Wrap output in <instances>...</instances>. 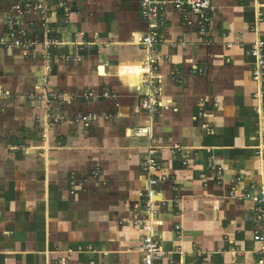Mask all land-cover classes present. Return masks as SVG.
Here are the masks:
<instances>
[{
    "label": "crops",
    "instance_id": "obj_1",
    "mask_svg": "<svg viewBox=\"0 0 264 264\" xmlns=\"http://www.w3.org/2000/svg\"><path fill=\"white\" fill-rule=\"evenodd\" d=\"M16 4L0 0V38ZM255 4L264 17V0H211L207 35L169 7L149 51L139 0H51L50 63L39 13L18 19L36 44L0 47V264H145L149 234L165 253L155 264H264L246 197L264 182ZM150 93L154 115L141 107ZM150 149L156 187L142 168Z\"/></svg>",
    "mask_w": 264,
    "mask_h": 264
},
{
    "label": "built area",
    "instance_id": "obj_2",
    "mask_svg": "<svg viewBox=\"0 0 264 264\" xmlns=\"http://www.w3.org/2000/svg\"><path fill=\"white\" fill-rule=\"evenodd\" d=\"M169 7H173L177 12H179L185 23L189 25H195L198 32L202 35H207L211 29V23L214 18V10L211 5V0H139V8L142 20L147 24L148 33L141 37V45L149 50L158 49L164 43V37L162 36V24L165 18V14ZM255 8V21L251 26V31L256 35V41L253 45L250 55L253 58L252 72L253 78L257 83L259 89L258 99L263 101L264 99V33L261 28L264 17L263 13L259 7V4L254 5ZM15 15H9L7 18L8 22V35L6 37L0 38V47H11L13 49H19L22 52L28 53L31 50V47L36 43L28 38L27 31L23 30L19 25V18L21 19L24 15H27L31 10L37 11L39 13L40 22L45 30L46 43L45 47L48 49L45 51V59L50 63V54L49 50L53 45H56L55 41V29L49 23V15L51 13V0H41L39 3H34L33 0H17V4L14 7ZM194 16L195 21L190 20V17ZM157 76H155L154 81H157ZM155 90L152 92L154 93ZM155 95V93H154ZM151 93L149 96L144 98L141 102V107L143 110H146L150 114L154 115L158 112L161 107V103L158 101L156 96ZM157 95V94H156ZM106 97L109 96L108 93L105 94ZM54 99L61 98V95L55 94L52 96ZM50 100V97H47ZM262 105L258 108V111L261 112ZM264 117V115H263ZM96 119V116H89L83 120L88 123V121H93ZM80 121V118H76V122ZM139 136H145L144 131L141 129L138 130ZM147 136V134H146ZM180 148H176L172 151L174 156L180 155ZM157 151L155 149H150L148 154L142 159V168L145 172L150 175L149 184L151 187H156L159 183V180L155 175L160 171V159L157 156ZM257 156L264 161V143H261L256 151ZM183 164H188V155L184 154L182 156ZM219 178L222 176V169L217 168ZM167 180L166 177L162 178ZM239 181V179H238ZM75 187L74 182L72 183ZM74 194V190L72 191ZM155 191L150 190L147 194L146 207L148 210H151V207L154 205ZM247 198H250L256 202V220L264 224V182L261 184L258 195L253 197L250 194L246 195ZM147 231H150V227H145ZM177 230H180L181 227L177 226ZM257 241L264 243V232L258 233L255 236ZM143 250L146 254L145 264H155L160 261L165 253L162 248L161 241L149 234L144 239ZM264 254V248H263Z\"/></svg>",
    "mask_w": 264,
    "mask_h": 264
},
{
    "label": "bare ground",
    "instance_id": "obj_3",
    "mask_svg": "<svg viewBox=\"0 0 264 264\" xmlns=\"http://www.w3.org/2000/svg\"><path fill=\"white\" fill-rule=\"evenodd\" d=\"M140 39H141V37L138 39L139 42H140ZM144 69H145V72L146 73H149L150 72V68L149 67H144Z\"/></svg>",
    "mask_w": 264,
    "mask_h": 264
},
{
    "label": "rangeland",
    "instance_id": "obj_4",
    "mask_svg": "<svg viewBox=\"0 0 264 264\" xmlns=\"http://www.w3.org/2000/svg\"><path fill=\"white\" fill-rule=\"evenodd\" d=\"M5 48H10V49H13V48H11V47H5Z\"/></svg>",
    "mask_w": 264,
    "mask_h": 264
}]
</instances>
